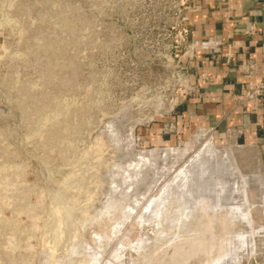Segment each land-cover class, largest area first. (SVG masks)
I'll use <instances>...</instances> for the list:
<instances>
[{
  "label": "rangeland",
  "instance_id": "obj_1",
  "mask_svg": "<svg viewBox=\"0 0 264 264\" xmlns=\"http://www.w3.org/2000/svg\"><path fill=\"white\" fill-rule=\"evenodd\" d=\"M188 3L0 0V264H264V145L172 108Z\"/></svg>",
  "mask_w": 264,
  "mask_h": 264
},
{
  "label": "crops",
  "instance_id": "obj_2",
  "mask_svg": "<svg viewBox=\"0 0 264 264\" xmlns=\"http://www.w3.org/2000/svg\"><path fill=\"white\" fill-rule=\"evenodd\" d=\"M189 23L191 39L215 37L219 45L216 53L198 52L190 70L198 91L181 98L176 116L241 143L264 145V97L237 100L264 79V0H194ZM227 51L233 54L229 61Z\"/></svg>",
  "mask_w": 264,
  "mask_h": 264
},
{
  "label": "built area",
  "instance_id": "obj_3",
  "mask_svg": "<svg viewBox=\"0 0 264 264\" xmlns=\"http://www.w3.org/2000/svg\"><path fill=\"white\" fill-rule=\"evenodd\" d=\"M194 0H189L188 5L185 6V10L182 14L181 21L177 28L176 45L178 49L179 61L182 63L181 71L183 76V83L180 88L179 94L173 99L172 108L178 106L181 98L190 96L198 91V85L192 82L191 68L194 66L196 57L201 50H210L213 53L218 51L216 47L219 45V41L215 37H209L205 40H193L190 38V23H189V11ZM233 54L230 51L225 53V60L229 61ZM194 75V74H193ZM264 97V79L259 81L255 87L246 92L243 95L237 96L239 102H243L246 99L255 98L261 101ZM264 123V122H263Z\"/></svg>",
  "mask_w": 264,
  "mask_h": 264
},
{
  "label": "bare ground",
  "instance_id": "obj_4",
  "mask_svg": "<svg viewBox=\"0 0 264 264\" xmlns=\"http://www.w3.org/2000/svg\"><path fill=\"white\" fill-rule=\"evenodd\" d=\"M230 149V148H229ZM229 149H227L228 151H229ZM170 149H168L167 151H169ZM184 150V149H183ZM225 151V150H224ZM226 151V153H224V156H221L220 155V153H219V151L214 147V145H213V143H212V141L211 140H208L207 142H206V144L205 145H203V147H202V149H200L199 150V152L195 155V157L191 160V159H189V160H191V165L192 166H197V165H199L198 167L199 168H201V164H205L207 167L206 168H204L206 171H208V173L209 174H211L212 172H220V170L221 169H223V168H221V167H223V163H222V159H224V160H226L227 161V164L229 165V167L227 168V170L229 169V171H231V172H235L236 173V171H238L237 170V168H236V166L233 164V156H232V154H231V152L229 151ZM179 152H181L180 150H179ZM166 153V152H165ZM181 154V153H180ZM193 155V154H192ZM200 161H202V162H200ZM235 161V160H234ZM188 163V162H187ZM187 163H186V165H187ZM201 163V164H200ZM235 163V162H234ZM224 164L226 165V167L228 166L225 162H224ZM203 166V165H202ZM185 167V166H184ZM186 168V167H185ZM192 168V167H191ZM198 168V169H199ZM224 169H226V168H224ZM181 170H183V168L181 169ZM188 172V171H187ZM204 172V171H203ZM225 173V172H224ZM223 173V174H224ZM180 175H182L181 173H179ZM179 174H176L177 176L179 175ZM190 174V173H189ZM188 174V178L190 179L191 178V175H189ZM191 174H193V173H191ZM196 174V173H195ZM207 174V173H206ZM202 175V174H201ZM211 175H215V173H213V174H211ZM240 175V174H239ZM238 175V176H239ZM210 175H206V178H210L209 177ZM215 176H217V175H215ZM233 176H234V174H233ZM236 176V175H235ZM181 177V176H180ZM179 177V178H180ZM227 177H229L230 178V176H227ZM240 177H241V175H240ZM244 177V176H243ZM243 177H241V178H243ZM177 178V177H176ZM179 178H177V179H179ZM205 178V177H204ZM204 178H202V179H204ZM215 178V177H214ZM218 178V177H217ZM233 177L231 176V179H232ZM181 179H183V177H181ZM194 179V178H193ZM228 179V178H227ZM246 179V178H245ZM191 180V179H190ZM205 180V179H204ZM226 180V179H225ZM229 180V179H228ZM236 180V179H235ZM192 181V180H191ZM207 181V180H206ZM230 181H232V180H230ZM188 181L186 180V183H187ZM205 182V181H204ZM237 182V181H236ZM245 182V181H244ZM244 182H241V183H244ZM247 182V181H246ZM178 183V182H177ZM219 183H221V182H219ZM218 183V184H219ZM233 183H235V182H233ZM227 184V183H226ZM237 184V183H236ZM246 184V183H245ZM188 185V184H187ZM186 185V186H187ZM225 185V184H224ZM232 185H234V184H232ZM219 186V185H218ZM221 186V185H220ZM240 186H245V185H240ZM211 187V186H210ZM231 187V186H230ZM243 187H241L242 189H243ZM210 189V188H209ZM231 189V188H230ZM233 191V190H232ZM223 192V191H222ZM228 192V191H227ZM190 193V192H189ZM236 193V192H235ZM239 194H240V192H239ZM244 194V193H243ZM216 195V194H215ZM233 195V194H232ZM223 196V195H222ZM240 196V195H239ZM190 197V196H189ZM220 196H218V198H219ZM234 197V196H233ZM242 197V196H241ZM261 197V196H260ZM243 198V197H242ZM216 199V198H215ZM238 199H239V197H238ZM234 200H236V198L234 199ZM241 200V199H240ZM239 200V201H240ZM209 201V200H208ZM207 201V202H208ZM212 201V203H213V201L214 200H211ZM204 202V201H203ZM245 202V201H244ZM200 203V202H199ZM221 203V202H220ZM241 203V202H240ZM219 204V203H218ZM239 204V203H238ZM240 205H243V204H240ZM234 206V205H233ZM238 206V205H237ZM247 206V205H246ZM244 207V206H243ZM249 207V206H248ZM247 207V208H248ZM235 208V207H234ZM229 209V208H228ZM229 210H231V209H229ZM236 210H240L239 209V207H237V209ZM185 213V212H184ZM186 213H188L187 211H186ZM229 213H231V212H229ZM234 213V212H233ZM241 213H243V214H245L244 212H241ZM247 213V212H246ZM235 214V213H234ZM234 214H232V215H234ZM237 215V214H236ZM245 216H248V214L247 215H245ZM231 217H233V216H231ZM249 217V216H248ZM242 218V217H241ZM231 219V218H230ZM239 218H237V220H238ZM249 220V219H248ZM232 221V220H231ZM234 221V220H233ZM236 221H234V223H235ZM250 222V221H249ZM234 223H232V225H234ZM246 225V224H245ZM224 227V226H223ZM209 228V226H207V229ZM264 228V227H263ZM261 230V229H260ZM251 231V230H250ZM263 231V230H262ZM258 233V232H257ZM238 234H240V233H238ZM244 234H246V233H244ZM264 234V233H263ZM252 235V234H251ZM240 236V235H239ZM237 237V236H236ZM242 237V236H241ZM252 237V236H251ZM238 238V237H237ZM243 238V237H242ZM239 239V238H238ZM246 239V238H245ZM237 240V239H236ZM239 241V240H238ZM243 242H244V240H243ZM243 242H240V243H243ZM249 243H251V242H249ZM237 244V243H236ZM195 245H197V244H194V246ZM250 245H252V244H250ZM243 246H245V245H243ZM243 246H241V247H243ZM248 246V245H247ZM239 247H240V245H239ZM238 247V248H239ZM241 247L239 248V249H241ZM252 247V246H251ZM232 248V247H231ZM236 248V247H235ZM244 248V247H243ZM242 248V249H243ZM250 249V248H249ZM252 250V249H251ZM229 253V252H228ZM227 254V253H226ZM225 255V254H224ZM228 256V255H227ZM223 257L224 256H222L221 258L223 259ZM226 257V256H225ZM232 257H233V255H232ZM231 259V258H230ZM232 261V260H231ZM211 264H219L218 262H214V263H211Z\"/></svg>",
  "mask_w": 264,
  "mask_h": 264
}]
</instances>
